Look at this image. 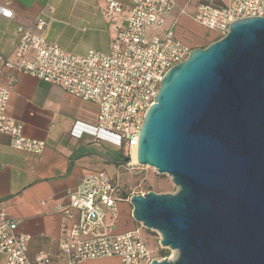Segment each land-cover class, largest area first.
I'll return each instance as SVG.
<instances>
[{
    "label": "water",
    "instance_id": "1",
    "mask_svg": "<svg viewBox=\"0 0 264 264\" xmlns=\"http://www.w3.org/2000/svg\"><path fill=\"white\" fill-rule=\"evenodd\" d=\"M228 27L165 72L143 115L135 159L177 186L129 197L176 251L150 264H264V16Z\"/></svg>",
    "mask_w": 264,
    "mask_h": 264
},
{
    "label": "built area",
    "instance_id": "2",
    "mask_svg": "<svg viewBox=\"0 0 264 264\" xmlns=\"http://www.w3.org/2000/svg\"><path fill=\"white\" fill-rule=\"evenodd\" d=\"M173 0H105L103 14L118 18L108 52L89 49L84 54L66 51L58 44L20 24V36L10 54H0V133L10 138L13 148L40 154L43 140L26 137L23 124L6 113L9 92L18 73L35 76L61 86L66 92L97 105L95 128L115 136L130 156L148 106L154 102L160 81L173 65L185 60L198 46L175 33L174 18L165 25ZM183 12V9L180 10ZM0 15L13 18L9 2L0 1ZM264 16V0L200 1L193 20L224 36L233 20ZM42 29L46 20L34 22ZM9 73L3 81L4 71ZM67 202L60 207L67 231L59 243L67 264L116 256L119 264H150L161 260L148 249L141 225L115 231L116 181L105 171L84 174L66 190ZM120 199V198H119ZM106 211L110 220L105 221ZM30 236L17 230L15 220L0 210V252L5 264H49V256L27 254Z\"/></svg>",
    "mask_w": 264,
    "mask_h": 264
},
{
    "label": "crops",
    "instance_id": "3",
    "mask_svg": "<svg viewBox=\"0 0 264 264\" xmlns=\"http://www.w3.org/2000/svg\"><path fill=\"white\" fill-rule=\"evenodd\" d=\"M0 1L9 2L13 9L12 19L0 15L1 55L10 54L20 36V24L76 54L89 49L110 50L118 18L103 14L105 0ZM200 1L203 0H173V9L165 22L167 26L177 18L176 35L192 45L199 43L208 30L192 17ZM214 1L222 4L227 0ZM38 17L46 20L42 29L34 24ZM210 31L212 34L207 38L216 33ZM8 73L4 71V83ZM96 112L95 103L29 74L18 73L10 88L6 113L22 122L26 137L45 142L42 152L35 154L13 148L9 136L0 133V210L16 221L19 232L30 236L27 251L30 258L42 252L50 257L49 264H67V256L59 248L67 231L60 212L67 202L66 190L76 186L88 172L106 170L113 177L110 172L124 154L115 136L95 128ZM136 226L130 220L128 225L115 227V231ZM110 261L119 264L116 256L88 259L79 264H110ZM0 264H5L2 252Z\"/></svg>",
    "mask_w": 264,
    "mask_h": 264
},
{
    "label": "rangeland",
    "instance_id": "4",
    "mask_svg": "<svg viewBox=\"0 0 264 264\" xmlns=\"http://www.w3.org/2000/svg\"><path fill=\"white\" fill-rule=\"evenodd\" d=\"M196 34L201 35L200 32H196ZM211 34L210 30H206L203 35L209 36ZM212 39V37H209L204 40L203 47L215 41ZM115 156L119 157L118 155ZM110 174L117 183V195L124 198L123 200L118 198L116 201V214L113 220L115 227L118 228V226L128 225L130 220L134 221L136 225H141L142 237L152 254L168 259L175 258L176 251L173 252L169 247L161 246L159 243L161 236L157 230L144 227L141 223L133 219L131 216L132 205L129 201L131 195L143 194L149 190L158 193H174L177 190V186L173 183L172 177L167 173L158 172L153 166L135 162V160L129 158V155L125 154L115 163L114 169ZM108 220H110V214L106 211L105 221ZM110 264H116V261H110Z\"/></svg>",
    "mask_w": 264,
    "mask_h": 264
},
{
    "label": "trees",
    "instance_id": "5",
    "mask_svg": "<svg viewBox=\"0 0 264 264\" xmlns=\"http://www.w3.org/2000/svg\"><path fill=\"white\" fill-rule=\"evenodd\" d=\"M212 38H213L212 40H217V39H218V36L215 34ZM206 39H208L207 36H206V35H203L202 38H201V41H200L199 43H197V44H194V46L203 47L202 44L205 42L204 40H206ZM120 148H121V151H123V153L125 154V152H124V150H123V146H120ZM125 155H126V154H125ZM118 197H119L120 199H124V198L120 197L119 195H118ZM125 197H126V196H125ZM125 199H126V198H125Z\"/></svg>",
    "mask_w": 264,
    "mask_h": 264
},
{
    "label": "bare ground",
    "instance_id": "6",
    "mask_svg": "<svg viewBox=\"0 0 264 264\" xmlns=\"http://www.w3.org/2000/svg\"><path fill=\"white\" fill-rule=\"evenodd\" d=\"M135 150H136V145H134V146L131 148V159L135 160V162H136V159H135ZM172 251L174 252L175 250L172 249Z\"/></svg>",
    "mask_w": 264,
    "mask_h": 264
}]
</instances>
